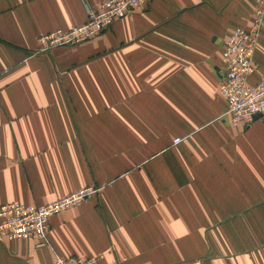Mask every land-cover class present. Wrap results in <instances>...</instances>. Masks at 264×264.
I'll use <instances>...</instances> for the list:
<instances>
[{
  "label": "crops",
  "instance_id": "1",
  "mask_svg": "<svg viewBox=\"0 0 264 264\" xmlns=\"http://www.w3.org/2000/svg\"><path fill=\"white\" fill-rule=\"evenodd\" d=\"M100 1L0 0V204L98 187L43 245L0 236V264H264V117L233 125L220 92L225 42L256 0H151L38 50ZM254 58L252 83L264 20Z\"/></svg>",
  "mask_w": 264,
  "mask_h": 264
},
{
  "label": "built area",
  "instance_id": "2",
  "mask_svg": "<svg viewBox=\"0 0 264 264\" xmlns=\"http://www.w3.org/2000/svg\"><path fill=\"white\" fill-rule=\"evenodd\" d=\"M151 0H102L88 7V19L69 29L57 28L39 37L38 50L72 46L93 39L108 30L116 20L129 15L135 8ZM264 20V0H256L250 27H236L225 42L222 61L225 70L220 86L227 101V117L233 125H250L264 117V76L251 82L257 71L255 51ZM180 138L175 139L179 142ZM98 191L94 184L81 187L43 204L10 201L0 204V236L11 239L31 238L39 245L46 241L54 215L82 203ZM99 257L70 255L58 257L54 264H96Z\"/></svg>",
  "mask_w": 264,
  "mask_h": 264
},
{
  "label": "rangeland",
  "instance_id": "3",
  "mask_svg": "<svg viewBox=\"0 0 264 264\" xmlns=\"http://www.w3.org/2000/svg\"><path fill=\"white\" fill-rule=\"evenodd\" d=\"M58 47V46H57ZM98 257H99V259H98V261H97V263L96 264H98V262L101 260V259H103V255H98Z\"/></svg>",
  "mask_w": 264,
  "mask_h": 264
}]
</instances>
